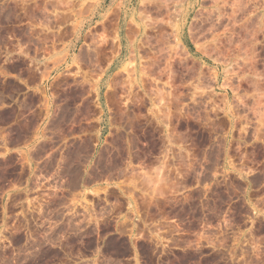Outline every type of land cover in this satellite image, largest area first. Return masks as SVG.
<instances>
[{"label": "rangeland", "instance_id": "374dc122", "mask_svg": "<svg viewBox=\"0 0 264 264\" xmlns=\"http://www.w3.org/2000/svg\"><path fill=\"white\" fill-rule=\"evenodd\" d=\"M161 1L0 0V60L25 34L15 24L70 27L62 42H38L45 93L0 112L17 119L18 138L45 140L32 165L0 159V264H264V0H229L220 13L201 0L180 40ZM174 113L191 141L181 154L215 173H183L180 205L154 208L143 161L155 163L150 140ZM224 156L239 174L217 173ZM206 183L208 196L185 190Z\"/></svg>", "mask_w": 264, "mask_h": 264}, {"label": "crops", "instance_id": "0c3cea01", "mask_svg": "<svg viewBox=\"0 0 264 264\" xmlns=\"http://www.w3.org/2000/svg\"><path fill=\"white\" fill-rule=\"evenodd\" d=\"M52 13H54V9ZM18 26L25 31V34L22 36L15 33L13 35V42H11L13 48L5 51L3 59L0 60V101L2 94L13 96L9 97L7 102H0V112L4 109H8L9 111L19 110L21 108V96H26L34 92L45 93L46 81L44 78L47 77L50 68L39 66V64L44 63L43 61H45L47 56L41 54L43 46L41 47L38 42H62V37L65 34L64 31L70 28L68 25H63L60 22H52L49 30L35 29L38 26L36 24H15V27ZM65 40L66 42H75L74 38L67 37ZM57 52H62L61 45L57 48ZM32 78L34 79L33 81ZM6 81L13 85L8 87L7 91L5 90L6 88L3 89L2 87V83ZM28 110H30L29 107L23 110L27 111L23 113V119L29 115L30 111ZM186 117L191 120L190 113ZM177 119H180V115L176 113L170 116V118L166 116V119L163 120L164 124L158 129L157 134L152 135L150 141H157L160 144L157 152H151L148 156L151 159H155V163L146 165L145 161H143V182L147 178L149 180V186L146 188L143 184L142 191L143 195H146L148 200L152 201L149 206L154 208L160 206V204H155L154 202L155 199L159 198L165 199V204L163 205L168 209L180 205V200L176 197H180L183 192L181 181V175L183 173L195 175L198 173H215L214 170L208 172L206 165L194 168V157H191L190 153L187 156L181 154V145L183 143L189 144L191 141L188 137H182L181 126L177 125ZM16 124V118L9 123H3L0 120V159L15 155L18 160H23V162L29 160L32 165L34 160L37 161L44 157L39 156L37 150L45 140L35 135L26 136L24 134L22 138H18L17 130L15 129ZM185 132L186 135H189L191 133L190 128L186 129ZM62 152L63 150H61ZM142 158L143 160L146 158L145 153H143ZM204 160L206 161V158ZM230 164L231 161L227 156L222 157L220 166L219 168L217 167L219 169L217 173H224L223 169L230 167ZM183 166L187 170L183 171ZM193 168L196 170L193 171ZM230 171L233 172L234 170L227 169V172ZM233 173L239 174L236 171ZM86 183V178L83 177L82 184L85 185ZM13 185H16V183H13ZM211 185L210 183L202 184L201 186L195 184L189 188H185V190L191 192L192 190H198L201 187L203 189L204 187L206 196H208L211 193ZM195 201L200 203L205 202L206 206L209 202L207 198L206 200L197 199ZM233 201H237V199ZM159 215L157 221H162L163 217L161 218ZM171 218L176 219L175 215H172ZM205 246L206 248H214V239L207 236Z\"/></svg>", "mask_w": 264, "mask_h": 264}, {"label": "bare ground", "instance_id": "6f19581e", "mask_svg": "<svg viewBox=\"0 0 264 264\" xmlns=\"http://www.w3.org/2000/svg\"><path fill=\"white\" fill-rule=\"evenodd\" d=\"M142 1H146V0H142ZM148 1V0H147ZM151 1H153V0H151ZM160 1V3H161V5H159V6H163L162 5V1L161 0H159ZM169 1H171L172 2V5H171V7L169 6V10L170 11H172V13H173V16H172V21H171V24H172V26L174 27V29H175V31H176V35H177V37L180 35V29L181 28H183V26L186 24V22L188 21V18H189V15H190V12H191V10L197 5V4H199L200 3V1L201 0H169ZM131 3H132V5H134L135 6V3H136V0H131ZM229 3V0H213V3H212V8L214 9V10H216L218 13H220L221 11H222V9L224 8V7H226L227 6V4ZM127 24V20L126 19H124V22H123V25L121 26V28H124L125 27V25ZM183 24V25H182ZM125 29V28H124ZM123 29V30H124ZM122 31V30H121ZM117 33H119V34H117L116 36L117 37H120V30L117 32ZM125 38H126V41L125 42H129V35L125 32V36H124ZM181 36H179L178 37V40H180L181 38H180ZM124 40V39H123ZM120 44H119V46H121L122 44H121V42H119ZM113 45H117V43H115V42H113ZM123 45H124V43H123ZM124 48V47H123ZM121 49V48H120ZM119 54H120V51H119ZM118 56V55H117ZM115 60H117V59H115ZM112 64H114V61L112 60L111 61V63L108 65V67H107V69L104 71V74L102 75V77H101V79L100 78H98V79H100L98 82H97V84H96V82H95V84L93 85L94 87L96 86L97 87V90H95V91H97V93L99 94L101 91H100V89H101V87H102V85H106L107 84V82L108 81H105V82H103L102 80H103V78H104V76H105V73H106V71L108 70V68L112 65ZM115 66H116V64H115ZM111 68V67H110ZM101 75V74H100ZM103 82V83H102ZM104 88V87H103ZM95 89V88H94Z\"/></svg>", "mask_w": 264, "mask_h": 264}]
</instances>
